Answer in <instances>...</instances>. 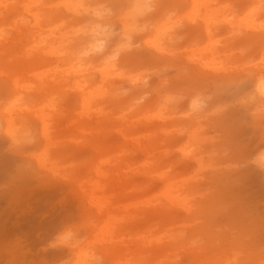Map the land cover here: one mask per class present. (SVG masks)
Here are the masks:
<instances>
[{
    "label": "rangeland",
    "instance_id": "obj_1",
    "mask_svg": "<svg viewBox=\"0 0 264 264\" xmlns=\"http://www.w3.org/2000/svg\"><path fill=\"white\" fill-rule=\"evenodd\" d=\"M44 2L50 17L45 24L60 23L61 33L75 44L82 43L81 34L91 27L82 24L88 18L74 13L102 15L97 28L107 41L99 55L117 47L122 25L137 24L142 30L136 31L133 51L120 52L106 79L96 70L81 75L86 84L80 89L98 88L101 93L83 114L74 91L67 88L60 94L62 103L50 113L47 132L35 117L17 122L10 115L12 129H21L22 143L11 144L0 134V264L68 259L63 251H46L55 234L65 229L61 244L76 246L85 264L91 259L98 264H264V176L255 163L264 152V122L252 119L240 103L251 91L250 81L238 88L219 85L223 77L232 81L254 75L251 64H257L258 50L264 48V32L254 25L264 22V1L210 0V11L219 7L222 17L234 14L237 19L256 6L257 23L228 28L214 20L207 36L222 44L207 49L204 28L188 22L190 2L181 0L172 15L177 18L173 33L160 30L163 54L141 46L140 40L155 27L158 9L133 21L125 19L126 0ZM0 16L18 35L8 33L4 42L19 37L18 46L26 45L35 29L20 5ZM6 48L14 51L11 45ZM19 51L11 52L9 61L0 55V70L8 66L20 83H31L33 73L29 78L24 74L26 62ZM168 51L174 52L172 57ZM191 52L212 58L214 70H197L190 63ZM222 57V65L217 64ZM58 62L49 57L46 64ZM40 72H47L48 82L41 86L50 92L52 70L41 65ZM131 73L142 79L141 109L119 104L129 96ZM66 83L70 87L73 80ZM195 98L203 101L198 115L188 107ZM154 101L158 108L145 111ZM127 127L130 133L121 131ZM138 143L154 158L146 160ZM147 169L150 174L145 175ZM161 174L167 185L187 187L185 209L163 207L144 215L139 204L163 187ZM147 229L154 231L149 237L156 242L143 248L141 235ZM195 235L199 240L192 245Z\"/></svg>",
    "mask_w": 264,
    "mask_h": 264
},
{
    "label": "bare ground",
    "instance_id": "obj_2",
    "mask_svg": "<svg viewBox=\"0 0 264 264\" xmlns=\"http://www.w3.org/2000/svg\"><path fill=\"white\" fill-rule=\"evenodd\" d=\"M0 0V15L3 12H10L12 7H16V5H20L21 14L25 15L30 19L33 24V28L35 32L31 35L27 41V44L24 46H18V40L13 38L10 42H4V39H8V33H15L14 27H8L3 25L2 19L0 16V55L5 56V60L9 61L11 59V55H13L14 51L20 50L19 54L21 59H23L25 63L24 74H27L29 78V74H32L33 81L31 83H20L18 78L15 75H12L9 71L8 66H4V69L0 70V94L3 95V98L0 99V120L2 121V126H0V134L6 137L11 144H17L20 142L19 134L21 129H12L9 122H11V114L15 115L17 122L22 121L26 117H35L37 121H39L41 130L43 132H47L46 124L50 122L51 116L50 113L54 110V107H57L62 103V98L60 94H63L67 88L68 91H74L73 95L76 97L78 109H80V113L83 114L85 112V108L90 105V103H94L95 99H98L101 96L99 89L91 88L82 90L80 89L83 85L86 84V81L80 80L81 75L89 76V72L91 70H96L98 72L99 78L104 80L108 77L109 72L115 68V64L113 61H109L108 57L111 56L121 44L126 43L125 35H126V26L122 25V34L118 40V45L114 49H109L106 53L99 55V52L105 48L106 39L103 36H99V30L101 28H97L98 23L104 21V17L102 15L97 14L94 17H91L89 14L85 13H74L78 15H84L88 20L84 21L82 24H89L91 27L89 30L83 32L81 34L82 43L75 44L74 41L67 40L66 36L61 33V25L57 23L52 26H48L45 24L49 20V13H46V9L44 8L45 2L44 0ZM212 2L214 0H211ZM256 4L261 0H253ZM264 1V0H263ZM24 2V3H21ZM128 4V10L131 9L132 5L137 2V0H126ZM139 2L150 6L151 10L158 9V19L156 20V25L146 36L141 35V46L146 48L150 47V50H154L155 52H161V54L165 53L166 50H162V40L160 30L165 29L166 32L172 34L177 22L172 16L175 14L177 7L181 3V0H139ZM190 9L187 11V15L190 18L188 22L194 20V22H198L202 25L205 32V46L204 48L209 47L211 49L213 46L220 47L221 41H213L209 38L208 29L212 27L213 21L220 19V21L224 22V25L228 28H232L236 25H240L243 28H248L251 26V23H257V19H255V8L252 10H244L241 18L237 19L234 14H227L222 17V9L218 7L215 11H210L211 5L210 0H189ZM217 6V4L215 5ZM259 7V6H258ZM48 8V7H47ZM200 9V14L197 16L198 10ZM50 11V9L48 8ZM149 10V11H151ZM146 11L145 13H147ZM217 14H216V13ZM52 13V12H50ZM21 20V19H20ZM4 26V27H3ZM256 30H261L264 32V22L257 23L254 25ZM102 29H105L103 27ZM132 47L131 51H133V47L136 44L135 35L136 32L132 33ZM138 37V36H137ZM147 39V40H146ZM258 41V40H257ZM264 41V38H263ZM8 45L13 46L14 51L6 48ZM29 45L30 48H29ZM10 52V53H9ZM173 51H168L167 57L173 56ZM192 53V52H191ZM14 56V55H13ZM198 56V55H197ZM205 55L203 58H205ZM259 60L257 64L253 65L254 75H244L243 79L232 80L228 78H222L220 80L219 85L228 86L230 84L238 87L241 85H245L247 81L251 82V91L241 97L240 103L242 105H246L249 108V114L252 119H259L264 122V97H262L258 91L259 81L261 77L260 72V62L264 60V48H260L258 50ZM49 57H53L54 59L59 58L58 64L56 66H51V63L46 64L48 62ZM191 56H188L186 59H190ZM192 57L190 63L194 64V67L199 70L202 68H208L210 70H214L213 64L209 61L212 58H207V60L200 57H195V54L192 53ZM91 62H94L93 65H89ZM222 61L219 60L217 64L222 65ZM41 65H45L48 68H51L52 72H50L51 81L49 83L52 86L50 92H47L42 86L41 83L47 81V72H40ZM63 65V69L61 66ZM247 64L246 66H251ZM32 66V68H31ZM28 68V69H26ZM29 68H31L29 70ZM222 67L219 69L221 70ZM32 70V71H31ZM132 78H129V88L130 93L129 96L119 102L122 108H134L135 106H139L142 108L141 102L144 99L142 89H140V84L142 83V79L137 77L135 74L131 73ZM68 79L73 80V83L70 85H66V81ZM246 82V83H245ZM242 85V86H243ZM44 91H46L44 93ZM110 90L107 89L106 93H109ZM23 94V97L21 96ZM35 99L34 102H30L29 99ZM104 101L107 100V96L104 95L102 98ZM203 101H200L198 98L191 100L189 102V111L194 114H199L201 108L200 105ZM153 106L155 109L158 108V104L156 101L151 103L149 106H145V111L149 109V107ZM132 112V111H130ZM86 115V114H85ZM98 120H103L104 117L101 115L96 116ZM130 126V123H129ZM264 126V123H263ZM86 129L83 127L80 130V135H82ZM121 131L125 133H130L131 128H121ZM46 134L43 133V137ZM147 140V137H144ZM22 141L20 142V144ZM137 150L141 152L146 160H151L154 157L149 152L148 148H145L144 144L138 143ZM99 154V153H98ZM257 168L262 172L264 176V152L260 154L255 161ZM146 169V168H144ZM149 169L145 171V175H148L147 172ZM157 173V172H156ZM162 176L158 177L163 186L153 199L143 200L140 207L143 208V214H151L161 212L163 207L175 208V209H185V199H182V196L185 194L187 187L181 185H167V179ZM168 178H170L168 176ZM128 190V189H127ZM146 189L144 188V191ZM159 204L162 206L158 207ZM151 211V212H150ZM154 231L151 229H147L143 231L141 235L143 237V248L146 246H150L152 243H155V239L149 237L153 235ZM197 235V234H196ZM194 236L191 239L192 245H194L199 238ZM170 237V236H169ZM151 243V244H150ZM150 244V245H149Z\"/></svg>",
    "mask_w": 264,
    "mask_h": 264
},
{
    "label": "clouds",
    "instance_id": "obj_3",
    "mask_svg": "<svg viewBox=\"0 0 264 264\" xmlns=\"http://www.w3.org/2000/svg\"><path fill=\"white\" fill-rule=\"evenodd\" d=\"M149 10H151L150 6L145 5L139 2V0H137V2L134 3L131 9L126 13L125 19L131 18L133 21H135L137 16L143 15L146 11ZM138 30H142V29H140L137 24H134V26L131 28L126 26V35H125L126 43L121 44L120 47L111 56L108 57L109 61H115L121 51L131 49L132 47L131 34ZM260 72H261V77L259 81L258 91L260 95L264 97V60H261L260 62ZM65 231H67V229L58 231L55 234L53 240L48 245L46 251H63L67 254L69 258L61 261L44 260L41 261L40 264H85V261H83L81 256L77 255L76 246L72 244H61V239L64 236ZM87 264H98V262L95 259H91L87 261Z\"/></svg>",
    "mask_w": 264,
    "mask_h": 264
}]
</instances>
